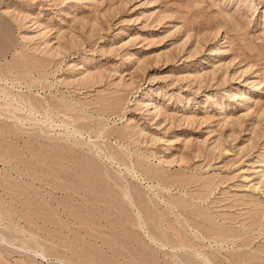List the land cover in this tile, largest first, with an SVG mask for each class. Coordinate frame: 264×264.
Listing matches in <instances>:
<instances>
[{"label": "rangeland", "instance_id": "rangeland-1", "mask_svg": "<svg viewBox=\"0 0 264 264\" xmlns=\"http://www.w3.org/2000/svg\"><path fill=\"white\" fill-rule=\"evenodd\" d=\"M0 264H264V0H0Z\"/></svg>", "mask_w": 264, "mask_h": 264}]
</instances>
